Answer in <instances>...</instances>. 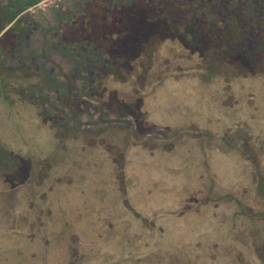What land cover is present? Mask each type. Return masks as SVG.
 Returning <instances> with one entry per match:
<instances>
[{"label": "rangeland", "instance_id": "obj_1", "mask_svg": "<svg viewBox=\"0 0 264 264\" xmlns=\"http://www.w3.org/2000/svg\"><path fill=\"white\" fill-rule=\"evenodd\" d=\"M212 1L216 23L208 19L204 26L199 18L210 1L191 0L192 26L209 38L200 45L201 65L186 66L190 60L177 53L174 36L173 44H148L133 68L123 70L98 45L101 38L106 44L104 37L96 39V104L80 108L84 114L77 103H69L74 115H43L25 104L17 90L33 80V71L16 59L26 56L25 64H33L28 56L37 54L41 70L61 73V43L71 46L78 36L66 16L71 9L79 15L92 0H49L30 9L20 46L8 31L2 34L0 147L7 150L0 149V175L10 182L0 187V264H240L237 248L248 250L245 264L264 260L263 242L256 241V250L252 244L253 234L262 231L264 241V219L245 214L264 211V183L258 180H264L263 0L252 6L247 0ZM132 7L119 12L123 19L137 20ZM151 7H144L149 16L157 14ZM234 17L241 19L240 31L225 35V22ZM179 29L173 23L165 33L171 37ZM136 34L123 28L107 49L133 46ZM187 67L213 81L180 78ZM173 75L150 94L158 80ZM183 124L211 131L163 140L167 126ZM53 156L61 163L51 170Z\"/></svg>", "mask_w": 264, "mask_h": 264}, {"label": "flooded vegetation", "instance_id": "obj_2", "mask_svg": "<svg viewBox=\"0 0 264 264\" xmlns=\"http://www.w3.org/2000/svg\"><path fill=\"white\" fill-rule=\"evenodd\" d=\"M5 0H0L1 3H4ZM38 1V0H37ZM37 1H35L32 5H34ZM157 2L160 3L159 0H115V2L119 4H115L112 0L105 2L103 4L96 3V0H92V3L89 5H83L81 9V13L75 16L73 13L75 11L69 12L66 16L70 19L71 27L70 31L73 30L72 33H78V36L73 41L71 40V46L66 45V41L61 43V49L66 51V53L60 54V57L63 58V64L56 65V72L61 70V73L53 75L54 70L51 67H46L41 70L43 64L40 62H36L34 60H38L40 56L37 54L28 56V59L33 64H25L27 62L26 56L23 58L22 56L17 57L16 61L18 66L20 67L23 64V60L25 63L22 67H26L24 71L30 68V71H33L31 76L33 77L31 81L27 83V86H24L21 90L18 89L19 96L24 98V102L30 107H33L35 110H38L40 114H72L75 112L70 109L69 103L76 104L78 106L77 112H82L79 110L80 108H84L86 106L90 108L89 104H96V86L98 85V70L97 69V57H96V39L100 38V31L96 29L97 23L105 22L115 19L121 18L119 12L123 9L124 6L134 2L135 5L145 6L148 5L149 2ZM249 3L254 2L253 0H247ZM31 5V6H32ZM133 5V6H135ZM106 7H108L109 11H106ZM244 8V6L242 5ZM34 8V7H32ZM105 10V11H104ZM120 10V11H118ZM26 11H21L16 13L11 20L5 24L7 28L0 34V38L2 34L6 32L7 29L11 28L9 32L11 39L20 46L23 42L21 39V35L26 31L28 24L31 23L30 19L24 16ZM88 13V14H87ZM69 22V21H67ZM117 22V21H116ZM3 23H6L5 21ZM33 23V22H32ZM81 23H84L85 26H82ZM3 26L1 29H3ZM13 26V27H12ZM86 27V30H84ZM0 29V30H1ZM64 31H66L64 29ZM108 33L107 31L105 32ZM82 36V37H81ZM108 38H112L110 35H107ZM86 40V46L80 45V41ZM264 39V38H263ZM78 40V41H76ZM260 41V40H259ZM258 41V42H259ZM24 44V43H23ZM40 51V48H38ZM4 48L0 47V56L3 54ZM98 51V50H97ZM143 50L142 53H144ZM100 52V51H99ZM55 53H53L54 55ZM52 55V54H51ZM50 56V55H49ZM59 56V54H58ZM38 57V58H37ZM51 57V56H50ZM139 57V56H138ZM137 59V58H136ZM12 60L15 61L14 57ZM33 60V61H32ZM41 60V59H40ZM117 60V58H116ZM50 61V60H49ZM99 61V60H98ZM2 63L0 59V64ZM40 63V64H39ZM50 64V63H48ZM154 65V64H153ZM151 64V67H153ZM133 63L129 62L128 65H124L121 69H129L133 68ZM150 68V64L144 67V71H148ZM40 72L43 73L42 77L38 78ZM50 72V73H49ZM143 82V81H142ZM0 84L4 85V81L0 79ZM160 81L158 80V85H156L150 92L153 93L154 89L159 87ZM21 88V86H20ZM74 89H76L74 91ZM59 102V106L52 103V101ZM94 101V102H93ZM97 107V106H96ZM94 109V108H93ZM59 110V112H58ZM145 219V218H144ZM147 222V219H145ZM261 262V261H260Z\"/></svg>", "mask_w": 264, "mask_h": 264}, {"label": "trees", "instance_id": "obj_3", "mask_svg": "<svg viewBox=\"0 0 264 264\" xmlns=\"http://www.w3.org/2000/svg\"><path fill=\"white\" fill-rule=\"evenodd\" d=\"M35 1H37V0H5L4 3L0 2V29L3 26H5V24H7L16 13H19L21 11H26L27 7L31 6ZM159 1H160V3H157L155 1L149 2L148 5H145L143 7L140 5H135L134 2L130 3L132 6L135 5L132 7L135 10H134L133 14H131V15H133L135 18H137V20L129 21V19L125 18V16L123 19L122 16L119 15L121 18L115 19L113 21L110 20L109 23H108V21L105 22V20L104 21L102 20V22L97 23L96 29L98 31H100V37L103 36L105 43H106L105 45H100L101 40L103 38H101L99 43H98V45L101 46V49L103 50L104 55L106 56V53H109L113 58L116 57L119 60V62L121 61L120 62L121 67H123L126 64L128 65L129 62H133L134 60H136V58H138V56L143 52V50H145L144 53H146V51H149L150 48H149L148 44L152 43L153 41H155V40L161 41V40L165 39V40H168L170 43L173 44L175 41L173 37L178 36L177 42L179 43L181 49L179 51H177V53L181 54L182 56H184L185 58L190 60V64H188L186 66L192 67V66H194L195 63L201 65L203 57H201L202 55H200V54H202V52H201L202 46H200V45L203 44L204 42H207V41L209 42V38H208L207 33L202 32L200 29L192 26V19L195 18L196 15H195L194 9L192 8L193 5L191 3V0H182V1L179 0L180 1L179 5L174 4V2H171V3H170V1L167 2L166 0H159ZM208 1H210V5L208 4V6L205 8L204 17L199 18L204 26H206V24H207L206 22L208 21V19H210V21L212 20L211 18H213V14L216 12L215 3H211V2H215V1H212V0H208ZM262 3L264 5V0L262 1ZM254 4H255V2H252V3L250 2L251 6ZM147 6H152L151 9L156 10L157 14L149 16V11H147V9L144 8ZM198 12H199V10H198ZM4 21L6 23H3ZM173 23L174 24L180 23V29H179L178 33H172V36L169 37V33L166 34L165 30H167V28H171ZM215 23H216V20L213 19L211 22V25L213 26ZM225 23H226L225 24L226 29L223 30L225 35L231 36L234 31H240V23H241L240 18H238V17L230 18ZM127 27L132 28V30H134L137 33L136 34L137 38L133 41V43H134L133 46L124 48V50L122 49L118 52L107 49L110 45L114 44V40H115L113 38L114 35H116V33L118 31L122 30L123 28H127ZM10 29L11 28L7 29L6 31H10ZM176 29H178V27H175V29H173L171 32H174ZM208 30H210V29H208ZM106 31L108 32L107 34L105 33ZM159 31H161L162 34H160ZM217 31L218 32L220 31L219 28ZM239 33L237 34L238 37H239ZM107 35L112 36V38H108ZM170 35H171V33H170ZM233 37H234V35H233ZM105 47L107 50L104 49ZM240 50H243V52H245V49H243L241 47H240ZM3 63H1V64H3ZM14 67H16V65L11 66L10 68L13 69ZM191 67H187V68H189L188 69L189 71L185 70L184 72H180V74H179L180 78H185V77L191 78V77L196 76L197 77L196 79L202 83L205 81L206 82L213 81L212 80L213 77L207 78L204 81L201 80L203 78V73L201 71L196 70V69L193 70L194 68H191ZM4 70H6V69H4ZM167 70L169 71V69H167ZM175 70H177V69H175ZM1 74H6V73L0 72V79L2 77ZM173 77H175V75H173L172 77H169V76L163 77L162 80H159L160 84L163 81H165L166 79H168V78L172 79ZM222 88H220V87L218 88V91H219L218 95L220 94V92L223 93ZM223 90L225 92L227 91V89H223ZM187 125H185V124L173 125L172 128H167L168 127L167 126L166 129L169 131V133L165 134L163 140L168 142L169 140H172V138L174 139L178 133L182 134L183 131H185V132L189 131L191 135H197V132H198V133H201V135H206V136L209 135L208 133H209V131H211V130L208 131L207 129L205 130V128H200L198 124H194L192 129H199V130L190 131L189 129H185V127H187ZM144 135H146V133ZM142 136L143 135L141 134V137ZM127 138H131V135L129 134V136ZM134 141L135 140H132L130 143H132ZM166 148H167V146H166ZM0 149L1 150H5V149L7 150V148H5V147L4 148L0 147ZM55 156H57V154ZM55 156H53L54 159H52V160H54V162L55 161L56 162L54 163L51 170H54L55 166L58 165L59 163H61V161L57 162V160H60V158H58L59 156L58 157H55ZM258 180H259V182L264 183V180L261 177ZM2 181H3V184H1ZM0 182H1L0 187H1V185H2V187H4V183L5 182L9 183L10 181L7 177L3 178L0 175ZM19 182L20 181H18V183ZM33 185H34V187H38L39 183L35 182V183H33ZM15 187H17V185ZM45 189H48V187L46 185H45ZM40 192L41 191H38L37 194H39ZM41 195H42L43 199L47 198L45 195H43V194H41ZM44 202H45V200H44ZM31 203L35 207V204H36L35 199L32 198ZM239 206H241V208L245 212V210H244L245 206H243L241 203ZM262 210H264V208ZM245 214L247 215V218H251V219L257 218L258 220L261 218L264 219V211L263 212L262 211H259V212L252 211V213H250V214L245 212ZM257 231L260 232L259 228H257ZM261 233H260V236L262 235ZM253 236H254V239H253L252 244H254L253 245L254 249L255 248L257 249L258 248L257 245L262 243V242H263L262 244H264V241H262L261 238H259L260 236H257L256 233L253 234ZM256 241H259L260 243L256 244L257 243ZM236 253H237L236 254L237 260L238 261L241 260L240 264H243V262L245 264V259L241 256V250L239 248L236 249ZM260 264H264L263 257H262Z\"/></svg>", "mask_w": 264, "mask_h": 264}, {"label": "crops", "instance_id": "obj_4", "mask_svg": "<svg viewBox=\"0 0 264 264\" xmlns=\"http://www.w3.org/2000/svg\"><path fill=\"white\" fill-rule=\"evenodd\" d=\"M156 89V88H155ZM154 89V90H155ZM153 93H154V91H153ZM153 93L151 94V95H153ZM187 125V124H186ZM193 125V124H192ZM209 131V130H208ZM132 146V145H131ZM130 146V147H131ZM127 150V149H126ZM206 158H207V156H206ZM206 162H208V159L206 160ZM126 166V165H125ZM213 210H214V212H215V209H214V207H213ZM237 241V239L235 238L234 239V241L233 242H236ZM211 250H214L215 248H214V244L212 243L211 245ZM235 246V245H234ZM235 247H237V246H235ZM213 248V249H212ZM240 250H241V256L245 259L246 257H249V258H251V256L250 255H246L247 254V252H248V250H246V251H243L241 248H239ZM253 256H254V254H253ZM257 257V256H256ZM260 260V259H259ZM258 260V261H259ZM259 263H261L260 261H259Z\"/></svg>", "mask_w": 264, "mask_h": 264}, {"label": "water", "instance_id": "obj_5", "mask_svg": "<svg viewBox=\"0 0 264 264\" xmlns=\"http://www.w3.org/2000/svg\"><path fill=\"white\" fill-rule=\"evenodd\" d=\"M47 1H49V0H38L34 5L27 7L26 11H29L30 9H32V7L40 6V5L44 4V3L47 2ZM9 25H10V24H9ZM9 25H7V26H9ZM7 26H5V27L1 30L0 34H1V33L7 28Z\"/></svg>", "mask_w": 264, "mask_h": 264}]
</instances>
